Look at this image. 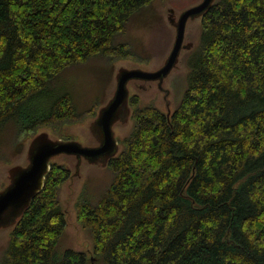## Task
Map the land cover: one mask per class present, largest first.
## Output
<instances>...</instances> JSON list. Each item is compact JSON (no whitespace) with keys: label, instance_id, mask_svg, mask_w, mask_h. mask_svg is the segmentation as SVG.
<instances>
[{"label":"trees","instance_id":"trees-1","mask_svg":"<svg viewBox=\"0 0 264 264\" xmlns=\"http://www.w3.org/2000/svg\"><path fill=\"white\" fill-rule=\"evenodd\" d=\"M152 2L0 0V134L14 132L15 152L41 128L96 115L104 102L82 114L70 94L38 101L72 64L129 58L116 37ZM186 62L169 116L130 97L133 126L110 160V184L77 198L91 255L57 250L71 170L53 161L0 264H264V0H216Z\"/></svg>","mask_w":264,"mask_h":264},{"label":"rangeland","instance_id":"rangeland-1","mask_svg":"<svg viewBox=\"0 0 264 264\" xmlns=\"http://www.w3.org/2000/svg\"><path fill=\"white\" fill-rule=\"evenodd\" d=\"M200 1L153 0L148 7L138 10L127 23L125 33H120L116 37V42L128 41L130 43L133 53L129 54V58L110 63L111 67L108 66L106 60L99 59L102 56L92 57L83 63L72 64L56 77L51 88L40 97L38 102L47 103L48 107L50 102L58 96L70 94L82 114L88 112L95 103L105 102L115 89V69L130 68L128 67L131 64L129 60L136 65L135 67L146 71L157 69L164 63L171 51L176 34L175 27L169 20L171 8L166 9V7H173V17L178 19L184 9L196 5ZM200 33L201 19L189 21L185 37L186 46L182 50L177 67L173 70L174 73L169 80L164 82V86L169 88L168 97L164 94L166 91L160 88L157 82L133 81L131 83L130 92L139 93L141 105L154 103L165 112L168 111V101L172 103V110L177 106L187 87L189 68L186 59L198 46ZM90 116L92 115L83 114L79 121L65 123L58 131L53 128H41V130L51 133L54 139L75 140L85 146H90L97 142L90 131L91 122L88 118ZM132 126L133 119L131 117L128 121L116 123L115 134L118 139L126 136L132 130ZM13 140L14 132L8 128L0 134V189L6 186L9 164L27 162V149L24 154L15 152L16 144ZM55 160L64 163L72 171L60 191L66 224L57 250L59 254H64L67 249H75L91 255L89 251L93 247L92 237L77 222L75 202L81 193H86L85 189H88L89 198L96 199L110 184L113 174L105 165L92 164L86 160H82L77 166L78 160L74 156H63ZM8 231V228L0 230V247L4 248L6 245L9 239Z\"/></svg>","mask_w":264,"mask_h":264},{"label":"water","instance_id":"water-1","mask_svg":"<svg viewBox=\"0 0 264 264\" xmlns=\"http://www.w3.org/2000/svg\"><path fill=\"white\" fill-rule=\"evenodd\" d=\"M215 2L216 0H201L198 4L184 9L178 19L173 17L174 8L166 7V9L171 8L169 20L176 31L169 55L159 68L151 71L135 67L136 65L130 60L131 64L128 65L130 68L115 69L116 85L113 93L111 92L112 95L109 94V99L99 106L95 116L88 117L91 122L90 131L97 141L96 144L91 143L92 145L85 146L75 140L54 139L51 133L41 129L26 139L27 142L25 141V148L21 154H24L27 149V162L9 164L6 186L0 189V230L8 228L10 232L16 225L33 198L45 186L46 175L56 158L74 156L78 160L77 166L82 160L109 166L110 160L121 150L120 140L115 134V124L132 118L133 107L130 104V97L133 94L139 95V93L130 92L131 83L133 81L157 82L158 86L166 91L164 94L168 97L169 88L164 86V82L174 73L173 70L177 67L182 50L186 46L187 24L191 20L202 19ZM167 104L166 114L169 116L174 109H171V102L168 101ZM71 174L72 171L70 176Z\"/></svg>","mask_w":264,"mask_h":264}]
</instances>
